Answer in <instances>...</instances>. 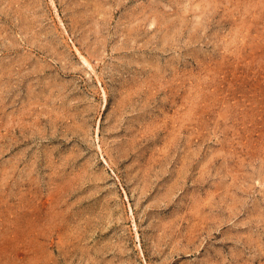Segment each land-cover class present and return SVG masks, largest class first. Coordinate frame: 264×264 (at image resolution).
I'll use <instances>...</instances> for the list:
<instances>
[{
	"label": "rangeland",
	"instance_id": "rangeland-1",
	"mask_svg": "<svg viewBox=\"0 0 264 264\" xmlns=\"http://www.w3.org/2000/svg\"><path fill=\"white\" fill-rule=\"evenodd\" d=\"M0 264H264V0H0Z\"/></svg>",
	"mask_w": 264,
	"mask_h": 264
},
{
	"label": "bare ground",
	"instance_id": "bare-ground-1",
	"mask_svg": "<svg viewBox=\"0 0 264 264\" xmlns=\"http://www.w3.org/2000/svg\"><path fill=\"white\" fill-rule=\"evenodd\" d=\"M86 60V59H85ZM87 61V60H86Z\"/></svg>",
	"mask_w": 264,
	"mask_h": 264
}]
</instances>
